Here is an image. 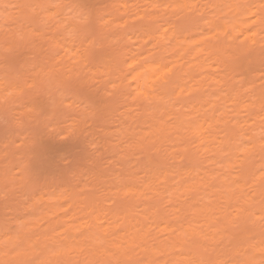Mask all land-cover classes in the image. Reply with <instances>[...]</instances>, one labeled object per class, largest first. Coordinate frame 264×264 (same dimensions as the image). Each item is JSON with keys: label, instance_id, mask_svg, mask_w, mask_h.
<instances>
[{"label": "clouds", "instance_id": "obj_1", "mask_svg": "<svg viewBox=\"0 0 264 264\" xmlns=\"http://www.w3.org/2000/svg\"><path fill=\"white\" fill-rule=\"evenodd\" d=\"M0 264H264V0H0Z\"/></svg>", "mask_w": 264, "mask_h": 264}]
</instances>
